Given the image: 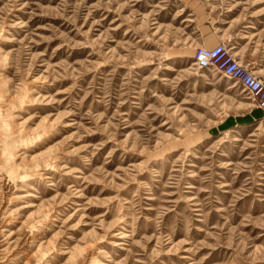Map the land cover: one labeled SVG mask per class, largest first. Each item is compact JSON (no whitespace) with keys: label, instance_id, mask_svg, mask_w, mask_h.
Here are the masks:
<instances>
[{"label":"rangeland","instance_id":"1","mask_svg":"<svg viewBox=\"0 0 264 264\" xmlns=\"http://www.w3.org/2000/svg\"><path fill=\"white\" fill-rule=\"evenodd\" d=\"M233 63L264 81V0H0V264H264Z\"/></svg>","mask_w":264,"mask_h":264},{"label":"built area","instance_id":"2","mask_svg":"<svg viewBox=\"0 0 264 264\" xmlns=\"http://www.w3.org/2000/svg\"><path fill=\"white\" fill-rule=\"evenodd\" d=\"M222 50V48H199L195 56L197 66L200 69L209 68L213 65L214 61L220 57ZM226 74L242 87V91L246 93L248 98L254 100L260 108L264 109L263 80H261L258 76L244 73L239 69V65L236 63H233V66Z\"/></svg>","mask_w":264,"mask_h":264},{"label":"bare ground","instance_id":"3","mask_svg":"<svg viewBox=\"0 0 264 264\" xmlns=\"http://www.w3.org/2000/svg\"><path fill=\"white\" fill-rule=\"evenodd\" d=\"M196 65H197V63H196ZM197 67H198V66H197ZM198 68H199V67H198ZM29 207L31 208L32 206H27L26 208H29Z\"/></svg>","mask_w":264,"mask_h":264},{"label":"crops","instance_id":"4","mask_svg":"<svg viewBox=\"0 0 264 264\" xmlns=\"http://www.w3.org/2000/svg\"><path fill=\"white\" fill-rule=\"evenodd\" d=\"M254 35H256V34H254Z\"/></svg>","mask_w":264,"mask_h":264}]
</instances>
